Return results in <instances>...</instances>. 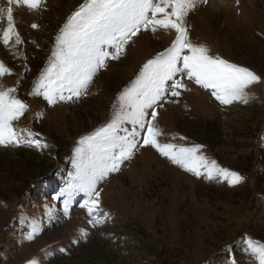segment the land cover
<instances>
[{
  "label": "rangeland",
  "instance_id": "374dc122",
  "mask_svg": "<svg viewBox=\"0 0 264 264\" xmlns=\"http://www.w3.org/2000/svg\"><path fill=\"white\" fill-rule=\"evenodd\" d=\"M213 1L186 18L189 39L202 46L213 42L219 57L248 68L261 81L247 90V104L221 105L183 78L188 90L157 109L158 139L178 147L200 145L198 154L243 180L229 185L197 177L151 146L140 147L98 183L100 208L108 216L95 227L79 206L84 193L71 198L68 215L67 197H53L72 179L79 139L114 119L119 94L144 63L171 46L175 32H142L119 60L107 61L88 94L49 105L30 93L60 28L85 0H46L40 11L14 6L23 43L0 42V62L11 71L0 77V87L16 88L12 95L28 108L13 124L34 135L28 137L32 146H0V264L32 259L38 264H259L247 241L264 245V0H239L227 9ZM6 6L7 0H0V7ZM5 27L6 17L0 21V29ZM123 127L132 129L127 122ZM37 141L48 146L38 148ZM33 222L41 231L28 239Z\"/></svg>",
  "mask_w": 264,
  "mask_h": 264
},
{
  "label": "snow or ice",
  "instance_id": "6c2138e0",
  "mask_svg": "<svg viewBox=\"0 0 264 264\" xmlns=\"http://www.w3.org/2000/svg\"><path fill=\"white\" fill-rule=\"evenodd\" d=\"M45 2L7 0V6L0 7V21L5 17L7 21V27L0 29V42L5 47L13 39L15 44L23 43L14 26V6L40 11ZM207 3L208 0H85L60 28L48 64L30 93L42 96L49 105L88 94L97 73L108 66L107 61L119 60L133 38L142 32H175L171 46L144 63L135 79L119 94V111L114 119L77 142L72 179L59 196L53 197H67L64 200L65 215L69 213L71 198L84 193L87 198L79 206L86 209L90 217L88 223L93 227L104 223L108 214L102 213L100 208L97 185L110 173L119 171L122 163L131 159L140 147L151 146L172 164L197 177L223 180L229 185L243 180L238 173L219 167L215 161H208L198 154L200 145L178 147L158 139L162 133L156 124L157 109L165 102L175 103L170 97H179L181 89L188 90L183 78L210 91L221 105L247 104L250 99L247 90L261 81V77L248 68L213 57L207 48L191 42L186 18L198 5ZM236 3L238 5L239 0ZM32 27L38 26L33 24ZM5 74L11 75V71L0 62V77ZM14 92L16 88L0 87V146H32L28 137L34 133L18 131L13 124L28 108L12 95ZM125 122L132 125L131 131L123 127ZM35 146L48 145L37 141ZM50 212V209L46 210L49 216ZM40 231L39 223L33 222L27 238L32 239ZM79 233L80 238L87 236L85 229H80ZM78 242L77 239L72 241L73 244ZM247 246L257 256L259 264H264V245L248 240ZM60 251L65 250L61 248ZM27 264H38V261L32 259Z\"/></svg>",
  "mask_w": 264,
  "mask_h": 264
},
{
  "label": "crops",
  "instance_id": "0c3cea01",
  "mask_svg": "<svg viewBox=\"0 0 264 264\" xmlns=\"http://www.w3.org/2000/svg\"><path fill=\"white\" fill-rule=\"evenodd\" d=\"M188 36H189V30H188ZM191 37V40H193V38H192V36H189V38ZM205 43L203 44V46L205 47V48H207V50H208V54L209 55H211V56H213V57H219L218 55H220V50H219V48L216 46V45H214V43L212 42H210V41H204ZM220 58L221 59H224V58H222L221 56H220ZM224 60H226V59H224ZM178 78V77H177ZM202 96H205V97H207V98H209L210 99V101H211V103L212 104H214L215 102V98L211 95V92L210 91H208V90H205L204 91V93H202L201 94Z\"/></svg>",
  "mask_w": 264,
  "mask_h": 264
},
{
  "label": "bare ground",
  "instance_id": "6f19581e",
  "mask_svg": "<svg viewBox=\"0 0 264 264\" xmlns=\"http://www.w3.org/2000/svg\"><path fill=\"white\" fill-rule=\"evenodd\" d=\"M213 2H218L221 7H226V9L232 8L236 5L235 0H214Z\"/></svg>",
  "mask_w": 264,
  "mask_h": 264
}]
</instances>
